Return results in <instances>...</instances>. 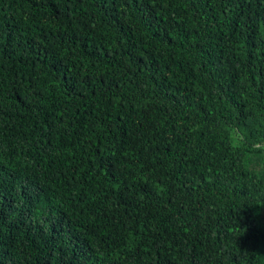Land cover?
Instances as JSON below:
<instances>
[{"label":"trees","instance_id":"16d2710c","mask_svg":"<svg viewBox=\"0 0 264 264\" xmlns=\"http://www.w3.org/2000/svg\"><path fill=\"white\" fill-rule=\"evenodd\" d=\"M260 142L264 0H0V264H264Z\"/></svg>","mask_w":264,"mask_h":264},{"label":"clouds","instance_id":"9594fccd","mask_svg":"<svg viewBox=\"0 0 264 264\" xmlns=\"http://www.w3.org/2000/svg\"><path fill=\"white\" fill-rule=\"evenodd\" d=\"M245 134L242 131L233 129L229 132V140L232 147L239 148L242 143H244ZM262 147H260V152L264 155V142H260Z\"/></svg>","mask_w":264,"mask_h":264}]
</instances>
